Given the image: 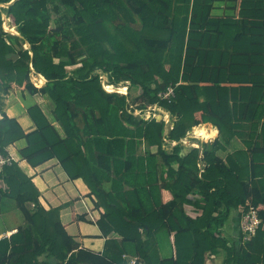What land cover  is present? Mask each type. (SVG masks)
I'll return each instance as SVG.
<instances>
[{"label":"trees","instance_id":"trees-1","mask_svg":"<svg viewBox=\"0 0 264 264\" xmlns=\"http://www.w3.org/2000/svg\"><path fill=\"white\" fill-rule=\"evenodd\" d=\"M217 1L0 6V151L7 155L8 145L25 138L20 153L31 165L57 158L72 179L82 177L104 208L97 224L107 237L103 252L81 246L60 207L45 208L33 179L13 160L0 171V191L16 199L25 223L0 238V264H126L127 243L146 264H205L207 253L220 248L222 264H264V0H231V13H215ZM4 14L17 33L4 29ZM100 71L111 83L129 81L141 104L132 105L130 92L106 91ZM33 72L46 78L43 86ZM170 85L174 97L161 99ZM13 86L48 95L63 132L38 104L28 109L36 125L30 132L9 117L4 101ZM157 104L174 116L173 126L135 113ZM206 122L219 136L201 143L202 155L199 147L182 154V139ZM239 137L251 154H224ZM190 195L199 196L201 214L185 212ZM250 206L260 217L256 234L244 242L240 229L228 244L219 229L231 211L240 227ZM163 229L174 255L155 262L151 239ZM112 232L121 238H108Z\"/></svg>","mask_w":264,"mask_h":264},{"label":"crops","instance_id":"crops-1","mask_svg":"<svg viewBox=\"0 0 264 264\" xmlns=\"http://www.w3.org/2000/svg\"><path fill=\"white\" fill-rule=\"evenodd\" d=\"M41 81L43 82V85L46 83L45 79ZM4 102V111L9 117L17 119L26 132H30L36 128L35 122L28 111V109L35 104H38L48 118L54 121L53 110L55 104L46 94H30L26 90L13 86L6 94ZM2 117L3 115L0 111V118ZM54 123L60 132H63L59 124L55 121ZM200 125H210L211 127L216 128L217 135L210 140H203L194 135L193 131L190 130L183 138L188 140L190 144H185L184 140L182 141V154L188 153L193 147H199L201 155V143L204 141H214L219 136V129L214 124L206 122L201 123ZM200 125L195 126V128ZM243 129L248 131L247 128ZM176 144L177 141L170 143V145L167 146L168 150L172 151ZM26 145L27 141L25 138L18 139L8 145V153L18 161L22 169L33 179L41 192V203L47 209L51 207H60V216L63 224L69 234H71L81 246L96 252H103L106 247L107 237L103 235L102 230L97 224V219H99L104 212V208L97 206V197L91 192L86 181L82 177L72 179L57 158H51L37 166L31 165L20 153V150ZM237 149L247 150L251 154L250 148L243 142L242 137H239L235 141L234 146L229 147L227 150H222V152L228 154ZM7 197L2 193L0 194V222H5L7 217H10L12 221L9 224L4 223V225L0 227V238L11 235L19 226L24 224V218L22 220L18 218V214L14 207L9 214L8 212H4L6 211L4 210L5 205L2 203L3 198ZM169 197L170 194L167 193L166 198L168 199ZM189 198L190 202L183 204L185 212L192 216L201 214L202 209L195 204L200 201L199 196L190 195ZM165 230L166 229L158 231L151 239L150 254L155 257V262H157L158 259L169 258L174 255L173 239L169 233L167 234L165 232ZM219 231L221 232V236L228 240V244L238 241L240 227L237 212H230L224 226H222ZM143 237L145 238L144 232ZM108 238L120 239L121 237L117 233L112 232ZM134 252L133 245L127 243L125 253L135 255ZM225 254V249L221 248L218 252H208L205 264H222L225 259Z\"/></svg>","mask_w":264,"mask_h":264},{"label":"built area","instance_id":"built-area-1","mask_svg":"<svg viewBox=\"0 0 264 264\" xmlns=\"http://www.w3.org/2000/svg\"><path fill=\"white\" fill-rule=\"evenodd\" d=\"M4 29L12 34L17 33V30H15V25L12 24L11 22V18L8 17L6 14H4V23H3ZM105 73H101L100 77H101V81H102V85L104 87V89L106 91H108L106 89V85H112L113 86V90L112 91H108V92H119V93H123L118 91V89H120V86H123L125 84V88L129 89V81H124L121 82L119 84H114L111 83L108 80V76ZM42 75H40L41 77ZM44 79L45 77L42 76ZM34 82V81H33ZM35 83V82H34ZM37 86L38 84L35 83ZM123 84V85H122ZM123 94H128L127 92H124ZM175 95V90H174V86L170 85L167 87L166 90H163L159 93V97L161 99H168L171 100L172 97H174ZM157 106H159L158 104L155 106H149L147 109L143 110H136V114H139L140 116H142L145 119H151L153 117H156L158 114L157 111ZM184 140L185 144H190L188 142V140L182 139V141ZM194 144V143H193ZM195 145V144H194ZM202 155V153H201ZM14 159L13 156H11V154H4L0 151V171L3 170L4 165L6 164H10ZM199 166L201 168V171L204 170L205 167V162L201 161L199 163ZM260 224V217L258 215V210L256 207L254 206H250L247 210H245L242 213V217H241V221H240V229L243 235V241H249L255 234L257 231V228ZM124 258L126 259V264H146L145 261L140 258L138 255H129V254H124Z\"/></svg>","mask_w":264,"mask_h":264},{"label":"rangeland","instance_id":"rangeland-1","mask_svg":"<svg viewBox=\"0 0 264 264\" xmlns=\"http://www.w3.org/2000/svg\"><path fill=\"white\" fill-rule=\"evenodd\" d=\"M233 2L231 1V0H218L216 3H215V10H214V12L215 13H231L232 12V9H231V4H232ZM15 30H17V27H15ZM26 46L27 47H29V45H28V43H26ZM69 69H71V68H73V67H71V66H69L68 67ZM101 72V71H100ZM102 73V72H101ZM40 75L41 74H38V73H36V72H33L32 74H31V78H32V80L35 82V83H37L38 85H39V87H41L42 85H43V82L41 81V79H40ZM105 75V74H104ZM43 76V75H42ZM45 80H46V78H45ZM123 85V84H122ZM120 88H125V84L123 85V87L122 86H120ZM125 92H127L128 94H129V92H130V102L132 103V105H134L135 107L137 106V105H139V104H141V102H142V99L140 98V99H138V100H136L135 99V96H136V94H137V91L133 88V89H126V91ZM135 99V100H134ZM136 110H141L140 108H137ZM136 110H135V112H136ZM168 125H169V123H167ZM198 126V125H197ZM195 126L192 128V131H193V134L195 135ZM191 139V138H190ZM191 141V140H190ZM2 192L0 191V194H1ZM5 197H7V196H5ZM2 204H4L5 206H4V210H6V211H4V212H8V214L10 213V211L12 210V208L14 207V209H16V212H17V214H18V218L20 219V220H22L23 218H24V223H25V217H24V215H23V213H22V211L18 208V206H17V202H16V199L15 198H11V197H7V198H3V203ZM28 206H29V208H33L34 207V205L32 204V203H28ZM11 221H12V219L10 218V217H7V219H5V222H0V227H2V225H4V223H6V224H9V223H11ZM165 232L168 234V231L167 230H165ZM44 257V256H43Z\"/></svg>","mask_w":264,"mask_h":264},{"label":"clouds","instance_id":"clouds-1","mask_svg":"<svg viewBox=\"0 0 264 264\" xmlns=\"http://www.w3.org/2000/svg\"><path fill=\"white\" fill-rule=\"evenodd\" d=\"M108 91L113 90L112 85H106L105 86ZM120 92H125L126 88H120L118 89ZM195 135L202 138L203 140H210L214 138L217 135V129L214 127H211L210 125L205 126V125H200L195 129Z\"/></svg>","mask_w":264,"mask_h":264},{"label":"water","instance_id":"water-1","mask_svg":"<svg viewBox=\"0 0 264 264\" xmlns=\"http://www.w3.org/2000/svg\"><path fill=\"white\" fill-rule=\"evenodd\" d=\"M16 0H12L10 1L9 3H4V2H0V6H4V7H8L10 6L12 3H14ZM157 111H158V114L156 116V118L158 120H163L165 121L166 123H169L171 126L174 125V116L171 114V112L169 110H166L164 107L162 106H157ZM168 130V129H167ZM166 130V134H167V131Z\"/></svg>","mask_w":264,"mask_h":264},{"label":"bare ground","instance_id":"bare-ground-1","mask_svg":"<svg viewBox=\"0 0 264 264\" xmlns=\"http://www.w3.org/2000/svg\"><path fill=\"white\" fill-rule=\"evenodd\" d=\"M28 45H29V44H28ZM40 78H41V80H43V79H44L42 76H41ZM122 87H123V86H122ZM123 93H124V92H123Z\"/></svg>","mask_w":264,"mask_h":264}]
</instances>
